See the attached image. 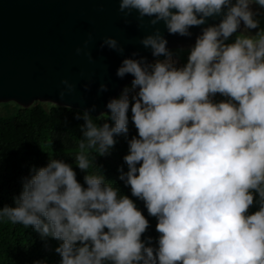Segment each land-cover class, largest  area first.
Returning <instances> with one entry per match:
<instances>
[{
	"label": "clouds",
	"instance_id": "1",
	"mask_svg": "<svg viewBox=\"0 0 264 264\" xmlns=\"http://www.w3.org/2000/svg\"><path fill=\"white\" fill-rule=\"evenodd\" d=\"M253 4L264 8V0H121V12L163 22L171 35L191 37L208 18L221 21L202 29L183 66L159 29L146 36L141 43L156 59L122 61L117 76L134 79L107 103L106 122L90 115L94 107L76 115L84 185L72 165L51 159L23 178L0 221L60 241V264H264V29L228 43L242 23L259 28ZM104 45L123 52L116 39ZM217 94L226 99L214 102ZM129 111L138 130L131 139ZM121 135L128 171L122 165L119 179L156 219L155 247L142 239L150 224L134 200L97 166L88 172Z\"/></svg>",
	"mask_w": 264,
	"mask_h": 264
},
{
	"label": "water",
	"instance_id": "2",
	"mask_svg": "<svg viewBox=\"0 0 264 264\" xmlns=\"http://www.w3.org/2000/svg\"><path fill=\"white\" fill-rule=\"evenodd\" d=\"M120 3L0 0V103L15 102L23 108L51 103L83 112L94 107L90 115L101 117L108 112L107 103L134 79L117 76L122 61L155 59L141 43L146 36L159 29L168 49L175 51L192 47L203 28L221 21L220 16L208 18L204 25L190 29L191 37H182L169 34L163 22L153 26L150 18L140 19L135 11L121 12ZM243 28L242 23L238 31ZM106 38L116 39L123 52L104 45ZM65 80L72 91H67ZM101 85L107 91H100Z\"/></svg>",
	"mask_w": 264,
	"mask_h": 264
},
{
	"label": "trees",
	"instance_id": "3",
	"mask_svg": "<svg viewBox=\"0 0 264 264\" xmlns=\"http://www.w3.org/2000/svg\"><path fill=\"white\" fill-rule=\"evenodd\" d=\"M251 9L256 14L255 19L262 15L263 8L259 5L253 4ZM258 31V28L246 29L245 33L255 36ZM11 112L10 117L0 116V209L5 205L14 206L13 198L21 193L23 178L30 176L33 167H46L51 159L72 165L78 182L84 185V176L87 173L75 164L82 138L81 126L84 124L82 119H76V115L83 111L37 102L29 108L19 106ZM131 115L129 111L127 139L138 134L131 122ZM107 118L106 115L98 117L97 123L106 122ZM115 139L117 143L110 150V154L97 156L88 172L98 173L100 169L108 182L120 188L122 195L134 200L150 224L142 239L151 237V246L155 247L160 235L156 231L157 221L149 216L143 201L132 196L130 186L126 187L119 179V169L122 165L124 171H128L123 158L128 154L129 146L123 135ZM92 155L95 156L96 153ZM257 210L258 207L254 203L249 212L254 213ZM60 243L52 238H42L33 228L0 221V264H35L37 261L44 264H60L61 257L55 251Z\"/></svg>",
	"mask_w": 264,
	"mask_h": 264
},
{
	"label": "rangeland",
	"instance_id": "4",
	"mask_svg": "<svg viewBox=\"0 0 264 264\" xmlns=\"http://www.w3.org/2000/svg\"><path fill=\"white\" fill-rule=\"evenodd\" d=\"M257 20L259 21V26L264 27V8H263L262 15H261L260 18L257 19ZM261 23H263V26L261 25ZM263 29H264V28H263ZM245 30H246V28H245V26H244V28H243L242 30L238 31L236 34L233 35L232 38H230V40L228 41V43H232V42H234L235 39H236V36H237V35H240V34L247 35V34L245 33ZM194 45H195V44H194ZM194 45H193V46H194ZM193 46H192V47H193ZM188 49H191V46H190V48H185V49L175 50L174 53L177 54V55H181L183 52H185V51L188 50ZM44 104H47L48 106H49V105H52L51 103H44ZM17 107H19V106H18V104H16L15 102L0 103V116H6V117L8 116V117H10V116L12 115L11 110H12V109H16ZM105 115H106V116H107V115H110V113L107 112Z\"/></svg>",
	"mask_w": 264,
	"mask_h": 264
},
{
	"label": "built area",
	"instance_id": "5",
	"mask_svg": "<svg viewBox=\"0 0 264 264\" xmlns=\"http://www.w3.org/2000/svg\"><path fill=\"white\" fill-rule=\"evenodd\" d=\"M189 50L190 49H188V50H186L185 52H183L181 55H177V54H175L174 53V51H172L173 53H174V59H175V61H176V63H177V66H183L186 62H187V58H188V52H189ZM156 59V58H155ZM154 59V60H155ZM160 59H163V57H161ZM154 60L152 61V62H154ZM131 85V83L130 84H128V85H126V86H130ZM125 86V87H126ZM124 87V88H125ZM123 88V89H124ZM122 89V90H123ZM122 90H121V92H122ZM121 92H120V94H121ZM119 94V95H120ZM119 97V96H118ZM117 97V98H118ZM214 102H220V101H223V100H225L226 98L225 97H223V96H221L220 94H217L214 98ZM258 197V194H256V198Z\"/></svg>",
	"mask_w": 264,
	"mask_h": 264
},
{
	"label": "crops",
	"instance_id": "6",
	"mask_svg": "<svg viewBox=\"0 0 264 264\" xmlns=\"http://www.w3.org/2000/svg\"><path fill=\"white\" fill-rule=\"evenodd\" d=\"M261 25L263 26V23H261ZM264 27H261V26H259V28L258 29H263Z\"/></svg>",
	"mask_w": 264,
	"mask_h": 264
}]
</instances>
